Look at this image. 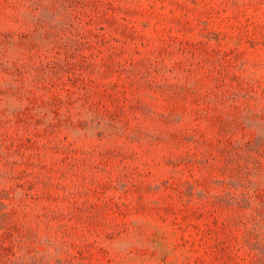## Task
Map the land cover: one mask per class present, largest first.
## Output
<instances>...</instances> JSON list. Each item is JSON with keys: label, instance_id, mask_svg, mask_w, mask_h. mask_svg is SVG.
<instances>
[{"label": "rangeland", "instance_id": "rangeland-1", "mask_svg": "<svg viewBox=\"0 0 264 264\" xmlns=\"http://www.w3.org/2000/svg\"><path fill=\"white\" fill-rule=\"evenodd\" d=\"M0 264H264V0H0Z\"/></svg>", "mask_w": 264, "mask_h": 264}]
</instances>
